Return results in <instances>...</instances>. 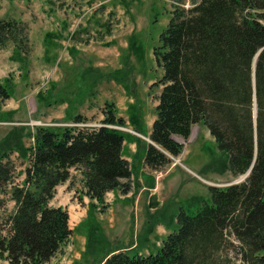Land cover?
Instances as JSON below:
<instances>
[{
    "label": "trees",
    "instance_id": "1",
    "mask_svg": "<svg viewBox=\"0 0 264 264\" xmlns=\"http://www.w3.org/2000/svg\"><path fill=\"white\" fill-rule=\"evenodd\" d=\"M188 1L190 7L186 0L174 2L154 50L162 69L154 87L161 91L145 166L170 164L184 149L177 138L188 140L202 123L228 157L232 175L250 174L237 184L210 186L211 200L194 214L182 210L156 253L110 250L103 226L88 219V254H101L96 245L104 253L97 264H264V0ZM5 48H11V61L29 65L32 43L23 19H0V49ZM12 86L10 77L0 84V107L12 97ZM68 108L73 124L35 128L33 143L23 151L21 183L11 154L0 155V194L15 204L6 234L0 231V264H48L70 240L68 211L50 202L73 169L81 173L92 207L104 205L109 192L131 191L125 137L114 127L126 120L116 105L105 103L99 126ZM4 204L0 198V208Z\"/></svg>",
    "mask_w": 264,
    "mask_h": 264
},
{
    "label": "rangeland",
    "instance_id": "2",
    "mask_svg": "<svg viewBox=\"0 0 264 264\" xmlns=\"http://www.w3.org/2000/svg\"><path fill=\"white\" fill-rule=\"evenodd\" d=\"M175 1L0 0V19L15 17L28 25L58 28L47 32L42 43L38 34L32 37L29 26V65L12 61L7 69L5 78L10 77L14 86L10 88L12 99L0 107V155L11 154L17 184L24 178L27 164L23 151L33 143L37 124L54 128L73 124L67 115L69 105L68 112L87 116L90 126L101 124L106 102L114 103L118 115L126 120L119 130L125 137L123 156L133 175L131 191L109 192L104 205L92 207L82 175L73 169L71 179L57 187L50 202L52 207L68 211L73 233L48 264L99 262L104 253L97 245L95 249L101 254H88L85 222L91 218L103 226L110 250L156 253L176 229L182 210L194 214L203 201L211 200L209 186L226 187L243 182L249 175L235 177L228 171V157L218 150L202 123L193 126L188 140L177 138L184 149L170 164L158 170L145 166L156 96L161 91V87H154L162 77L154 50L160 45ZM190 5L186 0L185 6ZM48 34H52L50 41ZM8 49H0L4 50L0 51V65L8 63L4 55ZM54 82L55 89L49 92ZM151 196H156L155 208L149 206ZM0 198L5 201L0 208V231L6 234L5 221L15 204L9 195L0 194Z\"/></svg>",
    "mask_w": 264,
    "mask_h": 264
},
{
    "label": "crops",
    "instance_id": "3",
    "mask_svg": "<svg viewBox=\"0 0 264 264\" xmlns=\"http://www.w3.org/2000/svg\"><path fill=\"white\" fill-rule=\"evenodd\" d=\"M30 26V29H31V34H32V37H34L36 34L39 35V39L40 41L43 43V40L45 38V35L47 32L49 31H55V30H58V28H54V27H51V26H47V24H29ZM36 29H38V32L35 31ZM59 29H62V27L60 26ZM0 51H4V50H0ZM43 52H45L43 50ZM7 54V55H6ZM44 54V53H43ZM42 54V55H43ZM7 56V62L6 61L0 65V83L3 81V79L7 76L8 72H7V69L8 67H10L12 61L10 60V56H11V48L8 49L5 54ZM41 57V55H40ZM16 107L13 106L12 109H15ZM11 109V108H9ZM122 117V116H121Z\"/></svg>",
    "mask_w": 264,
    "mask_h": 264
},
{
    "label": "water",
    "instance_id": "4",
    "mask_svg": "<svg viewBox=\"0 0 264 264\" xmlns=\"http://www.w3.org/2000/svg\"><path fill=\"white\" fill-rule=\"evenodd\" d=\"M260 53V52H259ZM259 53L257 54V55H259ZM250 173V171L248 172V174ZM247 174V175H248ZM157 205H158V202H157V200H156V196H151V198H150V202H149V206L151 207V208H155V207H157Z\"/></svg>",
    "mask_w": 264,
    "mask_h": 264
}]
</instances>
